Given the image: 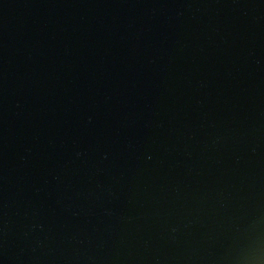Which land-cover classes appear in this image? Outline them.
I'll return each instance as SVG.
<instances>
[{
  "label": "water",
  "instance_id": "1",
  "mask_svg": "<svg viewBox=\"0 0 264 264\" xmlns=\"http://www.w3.org/2000/svg\"><path fill=\"white\" fill-rule=\"evenodd\" d=\"M0 264H264V0H0Z\"/></svg>",
  "mask_w": 264,
  "mask_h": 264
}]
</instances>
